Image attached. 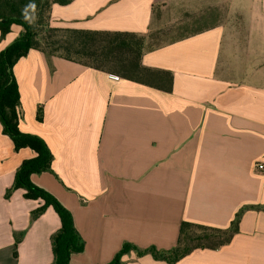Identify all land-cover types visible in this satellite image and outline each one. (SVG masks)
<instances>
[{
	"label": "crops",
	"instance_id": "1",
	"mask_svg": "<svg viewBox=\"0 0 264 264\" xmlns=\"http://www.w3.org/2000/svg\"><path fill=\"white\" fill-rule=\"evenodd\" d=\"M161 24L192 33L150 43ZM50 26L147 37L142 66L173 76L167 92L39 50L14 66L19 129L53 154L54 174L32 182L72 213L85 242L70 264H107L125 243L169 251L183 222L227 229L242 209L228 244L174 264H264V0H73L52 6ZM21 31L13 25L0 52ZM34 155L16 151L0 122V264L54 260L55 210L32 221L42 201L23 189L5 197ZM122 261L171 264L133 250Z\"/></svg>",
	"mask_w": 264,
	"mask_h": 264
},
{
	"label": "trees",
	"instance_id": "2",
	"mask_svg": "<svg viewBox=\"0 0 264 264\" xmlns=\"http://www.w3.org/2000/svg\"><path fill=\"white\" fill-rule=\"evenodd\" d=\"M73 0H0L1 39L11 32L13 25L22 27L20 35L0 52V122L3 133L10 137L14 149H30L34 157L26 159L17 169L13 185L6 191L9 199L17 189L25 191V198L40 200L43 204L31 212L32 221L52 207L61 222L60 229L51 237L54 260L52 264H70L73 254L82 253L85 242L77 231L72 213L49 191L32 182L33 174L53 173V154L46 141L38 135L26 134L19 129L20 92L14 76V66L31 50L43 52L48 59L58 56L98 70L111 65L118 76L172 90L173 76L169 72L145 68L141 64L146 38L127 32L86 31L58 29L50 26V14L54 4L67 5ZM35 4V9L30 7ZM109 72V71H107ZM42 120V112H38ZM243 209L236 214L227 229L210 228L189 222L180 227L177 245L169 250L155 247L140 249L125 243L115 258L107 264H123L122 258L130 251L139 256L152 254L154 258L174 264L196 249H218L228 244L238 233ZM16 235V246L21 240ZM17 253L15 252V256Z\"/></svg>",
	"mask_w": 264,
	"mask_h": 264
},
{
	"label": "rangeland",
	"instance_id": "3",
	"mask_svg": "<svg viewBox=\"0 0 264 264\" xmlns=\"http://www.w3.org/2000/svg\"><path fill=\"white\" fill-rule=\"evenodd\" d=\"M179 17V16H178ZM200 20V19H198ZM180 24V25H179ZM190 24V23H187ZM191 26H199L200 24H197L195 22L190 24ZM166 24H161V25H154L152 31L148 35L149 41L152 44H157V43H162L164 41H168L172 38L178 37L180 35H185L188 33H192L190 30H165ZM171 26V24H169ZM172 26H184L181 23L174 22ZM147 38V37H145ZM104 68H106L107 71L113 72L112 70L114 69L111 65H106Z\"/></svg>",
	"mask_w": 264,
	"mask_h": 264
},
{
	"label": "built area",
	"instance_id": "4",
	"mask_svg": "<svg viewBox=\"0 0 264 264\" xmlns=\"http://www.w3.org/2000/svg\"><path fill=\"white\" fill-rule=\"evenodd\" d=\"M257 169L260 171H264V163L257 164Z\"/></svg>",
	"mask_w": 264,
	"mask_h": 264
},
{
	"label": "clouds",
	"instance_id": "5",
	"mask_svg": "<svg viewBox=\"0 0 264 264\" xmlns=\"http://www.w3.org/2000/svg\"><path fill=\"white\" fill-rule=\"evenodd\" d=\"M30 7H32L33 9H35V4H31Z\"/></svg>",
	"mask_w": 264,
	"mask_h": 264
}]
</instances>
